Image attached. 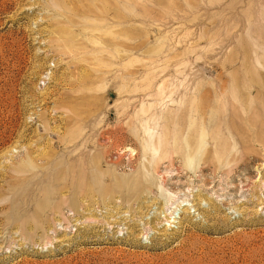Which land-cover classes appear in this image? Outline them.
Instances as JSON below:
<instances>
[{"label":"rangeland","instance_id":"obj_1","mask_svg":"<svg viewBox=\"0 0 264 264\" xmlns=\"http://www.w3.org/2000/svg\"><path fill=\"white\" fill-rule=\"evenodd\" d=\"M0 264H264V0H0Z\"/></svg>","mask_w":264,"mask_h":264}]
</instances>
